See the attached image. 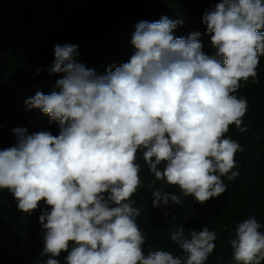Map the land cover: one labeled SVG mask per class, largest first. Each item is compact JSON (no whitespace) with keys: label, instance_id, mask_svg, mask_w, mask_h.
I'll return each mask as SVG.
<instances>
[{"label":"clouds","instance_id":"clouds-1","mask_svg":"<svg viewBox=\"0 0 264 264\" xmlns=\"http://www.w3.org/2000/svg\"><path fill=\"white\" fill-rule=\"evenodd\" d=\"M183 21L162 17L136 25L135 51L105 74L78 62V46H54L49 75L60 74L59 91H37L25 101L58 125V135L12 129L14 146L0 150V191L10 192L28 216L43 202V264H205L216 233L178 227L170 236L185 253L145 254V232L136 222L133 197L141 188L142 159L154 179L180 194L155 188L152 205L183 197L204 204L227 191L223 178L239 176L240 143L226 137L230 126L244 133L247 100L236 93L259 83L264 56V0H220L202 23L215 53L206 54L194 31L177 38ZM40 69H37L39 74ZM50 209V210H49ZM169 215L167 211L163 213ZM264 225L254 216L239 222L230 240L237 264L264 261Z\"/></svg>","mask_w":264,"mask_h":264},{"label":"trees","instance_id":"trees-1","mask_svg":"<svg viewBox=\"0 0 264 264\" xmlns=\"http://www.w3.org/2000/svg\"><path fill=\"white\" fill-rule=\"evenodd\" d=\"M220 0H0V150L14 146L12 129L24 127L29 134L42 130L58 135V125L40 109L31 110L25 101L37 91L51 94L59 91L56 81L60 74L49 75L54 62V46H78L79 63L105 74L109 66H120L134 54L131 44L136 25L141 21L156 22L162 17L181 20L173 35L187 38L190 33H201L203 51L212 55L210 34L202 23L205 10ZM37 69H40L37 74ZM259 83L249 81L236 93L247 100L248 110L243 118L247 131L240 133L230 126L226 137L238 141L244 151L235 157L239 176L224 183L227 191L204 204L194 197H183L181 205L171 202L166 207L154 208L151 191L160 188L180 194L178 187L157 182L143 160L141 188L133 197L134 207L140 209L136 222L145 232V254L165 250L174 257L185 253L170 239L178 228L197 232L206 226L216 233L215 250L205 264H237L230 240L239 222L254 216L264 225V56L260 57ZM48 206L41 202L31 216L17 208L10 192L0 191V264H43L44 230L39 216ZM50 210V209H49ZM169 215L165 217L163 213ZM264 231V228L261 229ZM62 253L58 258L64 264ZM264 264V261L261 262Z\"/></svg>","mask_w":264,"mask_h":264}]
</instances>
